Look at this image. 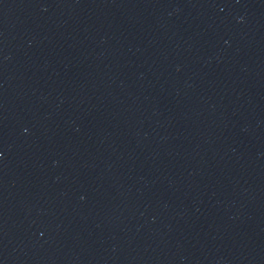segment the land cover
I'll return each mask as SVG.
<instances>
[{"label":"water","instance_id":"95a60500","mask_svg":"<svg viewBox=\"0 0 264 264\" xmlns=\"http://www.w3.org/2000/svg\"><path fill=\"white\" fill-rule=\"evenodd\" d=\"M0 264H264V0H0Z\"/></svg>","mask_w":264,"mask_h":264}]
</instances>
